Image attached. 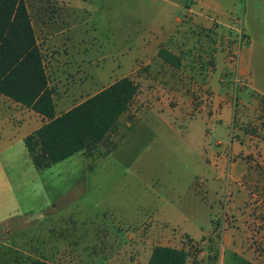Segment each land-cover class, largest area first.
<instances>
[{
  "label": "rangeland",
  "instance_id": "obj_1",
  "mask_svg": "<svg viewBox=\"0 0 264 264\" xmlns=\"http://www.w3.org/2000/svg\"><path fill=\"white\" fill-rule=\"evenodd\" d=\"M178 1L59 0L68 13L58 28L56 0H26L57 115L123 76L138 91L89 157L43 169L24 144H36L42 118L0 95V264H146L155 245L188 250L186 264H264L263 97L235 64L242 28L255 53L248 80L264 84V3L211 0L239 32L178 29L161 46L180 56L179 69L154 53L124 55L148 25L150 35L171 33ZM99 229L118 230L115 256Z\"/></svg>",
  "mask_w": 264,
  "mask_h": 264
},
{
  "label": "trees",
  "instance_id": "obj_2",
  "mask_svg": "<svg viewBox=\"0 0 264 264\" xmlns=\"http://www.w3.org/2000/svg\"><path fill=\"white\" fill-rule=\"evenodd\" d=\"M36 39L26 0H0V95L42 118L34 132L36 144L30 143V136L24 144L33 165L43 169L80 151L89 157L116 128L138 86L130 76L120 77L57 115ZM157 57L175 69L181 67L180 56L164 46L159 47ZM188 257L184 248L155 245L146 264H186ZM27 264L53 263L33 259Z\"/></svg>",
  "mask_w": 264,
  "mask_h": 264
},
{
  "label": "crops",
  "instance_id": "obj_3",
  "mask_svg": "<svg viewBox=\"0 0 264 264\" xmlns=\"http://www.w3.org/2000/svg\"><path fill=\"white\" fill-rule=\"evenodd\" d=\"M217 1H219L220 3L222 2V0H217ZM56 2H57L56 6H58L59 8H63V13L61 15L59 14V16L57 18L58 19L57 25L59 28L60 23L63 22V24H65L63 20L67 19V13L68 12L66 11V9H67L66 5L63 2H59V0H56ZM190 2H191V0H179L177 3H174L176 5V8L179 11H178L177 15H175V17H174V28H173L171 33L165 34L164 32L159 31V34H158V32H156V30L154 28V30H155L154 35H150L148 33L151 32L152 27H150L151 25H148L145 29L144 34H142L143 35L142 36L143 41L140 42V44L135 46L133 49L129 48L127 50H124V55H126L129 59L134 57V56L145 57L148 55H152L153 53L157 55V51H158L159 47L163 43H164L163 45H165V43L170 39L171 36H173L177 32L178 29L180 31H182V29L186 30V28H188V27L189 28L193 27L195 29H199V28L209 29L214 25H217V29H218V27L220 28V26H218L220 24V25L224 26L223 28H233L234 30H236V32H239L238 28H240V23L238 22L239 26L232 27V24H234L235 16H233L232 13L226 14L228 11V8L220 5L219 2L211 1V0H197L193 3H190ZM246 2L248 5L251 4V6H255V5H260V2L264 3V0H246ZM194 6H196V7L199 6V11L195 10ZM204 6L206 7V9H208V11H212V12H214L216 14H220V15H226L227 21L218 22V21L212 19L211 17H209L208 15H206L205 13L202 12V7H204ZM240 29H241L240 32L243 33L247 37V45H245L243 47L239 43L235 64H236V67H237L239 74L242 75L243 77H245V79L247 78V83L250 85L251 89L257 91L258 93H260L262 95V97H263L262 101H263V105H264V84L259 83L258 86H254L252 84L251 80L250 81L248 80L249 70L252 67L250 63L253 60L254 54H255L254 50L251 47V41L249 39V36H250L249 33L250 32L248 30L246 31L242 28H240ZM216 30H215V32H217ZM184 31L181 32V34L184 33ZM243 49H247V52H248L247 58L244 56ZM217 54H220V53H217ZM223 63H224V61H223ZM227 64H228L227 62L224 63V65H226V66H227ZM208 86L210 87L209 83H208ZM210 90H212L211 87H210ZM251 94L252 93H248V96L249 95L251 96ZM5 98H7V97H5ZM251 98H253V97H247L246 100L250 101V103H253V100ZM213 99H214L213 100L214 103H218L219 101H222L221 99H218V97H216V95L214 96ZM8 100H10V99H8ZM15 104H17V103H15ZM99 230L103 231V233H109V234H106L105 236H103V238H100V241H101V239H104V243H105V244H103L104 248L109 249V250L106 249L107 250V256L109 255V253H110V255L115 256L116 252L114 250H118L121 247L118 248V246H117L112 250L110 248L111 247L110 244L113 241L115 242V239H117L118 242L121 241L120 240L121 238H118V236L116 235L118 230L115 233H114V231H112V230L110 231L107 229H103V230L99 229ZM133 236H135V235H133ZM133 236L130 235L129 239H131ZM97 241H99V240H97ZM108 241H110V242H108ZM97 248H98L97 256H100L101 255L100 249L103 250V247H100L98 245ZM122 249H126V247H123ZM95 253L96 252L93 250H88L87 252H84L83 255L85 257H87L89 260V263H91L90 259H92V257L96 256ZM112 263H114V262L112 261Z\"/></svg>",
  "mask_w": 264,
  "mask_h": 264
},
{
  "label": "built area",
  "instance_id": "obj_4",
  "mask_svg": "<svg viewBox=\"0 0 264 264\" xmlns=\"http://www.w3.org/2000/svg\"><path fill=\"white\" fill-rule=\"evenodd\" d=\"M191 1H196V0H191ZM241 37L243 38L242 33H241Z\"/></svg>",
  "mask_w": 264,
  "mask_h": 264
}]
</instances>
